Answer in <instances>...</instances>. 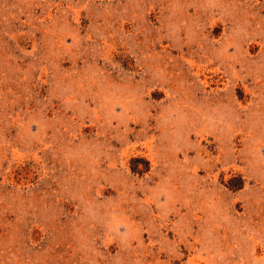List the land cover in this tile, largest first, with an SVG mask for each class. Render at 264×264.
<instances>
[{
	"label": "rangeland",
	"instance_id": "1",
	"mask_svg": "<svg viewBox=\"0 0 264 264\" xmlns=\"http://www.w3.org/2000/svg\"><path fill=\"white\" fill-rule=\"evenodd\" d=\"M0 264H264V0H0Z\"/></svg>",
	"mask_w": 264,
	"mask_h": 264
},
{
	"label": "trees",
	"instance_id": "2",
	"mask_svg": "<svg viewBox=\"0 0 264 264\" xmlns=\"http://www.w3.org/2000/svg\"><path fill=\"white\" fill-rule=\"evenodd\" d=\"M138 159H140V158H138ZM141 160V159H140ZM132 169H133V167H132Z\"/></svg>",
	"mask_w": 264,
	"mask_h": 264
}]
</instances>
